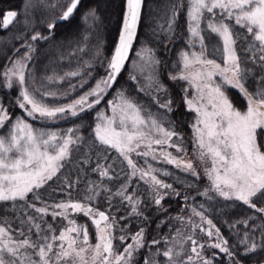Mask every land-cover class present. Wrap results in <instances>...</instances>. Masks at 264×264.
Segmentation results:
<instances>
[{
    "label": "snow or ice",
    "instance_id": "6c2138e0",
    "mask_svg": "<svg viewBox=\"0 0 264 264\" xmlns=\"http://www.w3.org/2000/svg\"><path fill=\"white\" fill-rule=\"evenodd\" d=\"M83 3L84 0H62V4L52 5L49 0H21L19 7L23 11L13 10L17 6L0 8V31L8 30L21 15L25 16L23 23L27 30L32 24L28 9L37 11L44 7H59V13L50 20L39 21L48 35L33 31L31 42L48 40L59 24H71L73 20L90 22L87 33H91L93 27L99 26V4L89 5L80 12ZM144 6L145 0H124L114 47L103 61L106 64L105 75L68 103L49 105L44 102L45 97H55L58 93L41 91L43 82L37 87L36 78L28 71V61L32 60L36 49L28 40L21 45L27 51L0 73L3 87H19L14 104L23 111V115L15 116L10 106L0 98V129H8L0 135V202H12V207L16 209L19 206L22 213L16 229L7 219L0 221V264H133L135 255L142 249L148 252L143 258L144 264H214V258L220 253L232 264H243V257L264 250V223L257 225L253 220L249 227L251 217L235 221L229 227L235 229L236 224H243L245 231L235 244H230L221 229L206 215L203 204L188 205L191 215L172 218L179 222L180 227L175 228L171 237L148 241L145 227L138 226L135 232L131 231L128 223L120 227L121 222L129 218H134L141 225L149 223L144 214L147 210L145 201L139 190L131 187L133 178L146 186L148 199L157 206L158 212H167L163 204L167 197L181 195L172 184L160 178L161 175L168 177L172 174L154 167L149 158L173 165L197 178V165H204V174L210 184L200 195L208 200L218 196L225 201L242 202L264 214V206L258 207L264 205V75L260 76L259 86L254 91L246 87L253 73L249 64L259 67L264 73V0H171L166 18L161 17L163 23L157 22L153 29L154 36L162 32L171 39L180 11L187 9L186 46L173 64L177 71L168 73V79L187 83V87L181 90V102L186 110L195 113L190 124L192 157L184 145V137L176 131L175 122L167 118L176 110V101L160 80L162 61L156 57L154 49L142 42L135 53L138 60L132 61L139 75L130 73L129 79L136 82V90L147 95L162 114L146 110L122 88L112 100L107 101L110 114L104 111L97 113L94 127L93 146L98 142L107 146L105 152L115 150L118 163L126 164L127 171L121 169L124 182L115 192L102 183L89 182L86 195L80 199H73L68 192L66 199L49 204L41 197L40 191L58 178L64 163L72 155V147L79 144L82 137L77 136V129L73 128L63 133L38 130L28 118L58 120L68 115L75 117L99 105L118 83L130 61ZM206 35L209 36L207 43ZM212 35L219 38V43H211ZM20 38L19 35L15 37ZM89 38V34H82L74 51L85 53ZM15 51L19 53L20 49ZM101 55L102 42L98 41L94 56ZM90 67V61H83L77 70L46 79L80 77L78 86L83 88L88 83L83 77L91 76ZM76 88L77 85L70 84L69 90L59 95L68 96ZM190 89H194L191 94ZM230 89L238 90L243 97L246 103L243 110L228 95ZM161 94L166 97L163 101ZM168 149H174L175 154ZM97 156L102 160L110 159L100 153ZM134 156L143 158V165ZM83 162H90L87 154ZM92 171L109 181L121 179L120 173L113 175L112 163H97ZM65 184L69 189L73 187L66 177ZM99 189L106 193L108 210L101 211L94 204L101 195ZM30 194L31 202L28 199ZM113 198H118L127 209V215L120 216L119 220L111 211ZM183 199L187 202L189 197L184 195ZM27 209H32L35 215H28ZM80 214L95 229L94 244L89 224L78 223L74 218ZM47 216H51L53 221L59 218L65 222L64 226L57 231L45 219ZM194 218H198L199 223ZM261 219L264 220V215ZM185 229L189 234H185ZM117 231L119 236L115 235ZM197 231L208 239L201 242L195 238ZM115 241H119V247ZM162 242L163 248L160 247ZM153 246H156L154 252ZM206 249L219 251L206 256ZM259 264H264V259Z\"/></svg>",
    "mask_w": 264,
    "mask_h": 264
},
{
    "label": "trees",
    "instance_id": "16d2710c",
    "mask_svg": "<svg viewBox=\"0 0 264 264\" xmlns=\"http://www.w3.org/2000/svg\"><path fill=\"white\" fill-rule=\"evenodd\" d=\"M95 3L99 4L98 15L100 16V21L98 22L99 26L93 27L91 33H87L88 23L90 22L86 23L80 20H73L71 24H59L48 40L31 42L30 35L33 31H40L42 35H48L44 25L39 23V21L43 20L47 22L51 17L59 13L60 8H50L47 20L38 16L34 19L31 18L32 24L28 26L27 30L23 23L25 16L21 15L18 17L17 21L9 27L8 30L0 31V73L4 71L6 66L11 65L12 60L16 59L22 52H25L27 48L21 47V45L25 44V41L28 40V42L33 43L36 49V51L32 53V60L28 61V71L36 78V83L42 82L45 77L52 76L55 73L58 74L57 72L73 71L75 68L78 69L83 61L91 62V67L89 69L91 76L83 77V79L88 81L83 88L78 86L81 82V78L74 77V84L77 85V88L70 96H59L55 99L48 97L45 103L49 105L68 103L72 98L86 92L99 78L105 75L106 64L103 63V61L105 57L110 56L111 50L114 47V41L118 35L122 12L124 10V0H84L80 12L85 11L86 7ZM170 3L171 0H145L142 20L139 25L138 38L134 44L133 50L130 52V61L126 64L125 69L119 77L118 83L113 89L109 90V94L106 95L105 99L99 105L95 106L93 109L81 112L75 117L68 115L58 120H32L28 118L29 122L38 130L63 133L66 132L67 129L73 128L77 129L76 135L82 137V141L72 147V155L69 160L64 163V167L61 169L60 173H58V178H54L40 191L42 199L49 204L61 199H66L68 192H71L73 199L82 198L86 195L85 189L89 182L102 183L104 186L110 188L112 192H115L120 184L124 182L121 169L123 168L124 171H127L126 164L121 165L118 163L116 159L118 154L115 150L109 149L105 152L104 150L107 146L100 145L98 142L93 146L94 127L97 121V113L101 111L108 112L109 108L107 101L112 100L114 96L117 95V91L122 88L126 90V95L137 99L146 110L154 114H162V110L158 109L147 95L136 90V82L129 79L130 73L139 75L132 61L138 60L135 53L140 49L142 42L149 48L154 49L156 57L162 61L159 68L161 73L160 80L166 86L168 93L176 101L174 105L176 110L168 114L167 118L174 121L176 131L180 132L187 142H191L192 130L190 124L193 121L195 113L186 110L181 102V90L187 87L186 83L184 81H171L168 79V73L172 72L175 74L177 71V69L173 68V64L177 61L181 49H184L186 46L188 36L186 31L187 9L184 8L180 11L177 17V28L171 39H168L162 32H157L155 36L153 35V29L157 22L163 23L161 17L166 18L165 14L167 13V8ZM57 4H62V0H57L54 3V5ZM20 5L21 0H0V8L3 9L17 6L13 8V10L23 11V9L19 7ZM77 16H79V13ZM82 34H89V47L85 53H77L74 49L77 47V42L80 40ZM18 35L21 38L15 39ZM215 38L217 37L213 35L210 37L211 43H218ZM98 41L102 42V55L96 57L94 56V52ZM208 41L209 36H207V42ZM16 49H20L19 53L15 51ZM248 67L253 68V73L249 76L246 87L249 88V91H254L255 88L259 86L258 81L260 76L264 75V73L261 72L259 67H255L252 64H249ZM63 83L65 84V82ZM65 85L63 86V90L68 91L69 87H67V84ZM18 91V86L11 89L3 87L2 76H0V98L3 99L6 106H10V111L15 116L23 115V111L18 109L14 104ZM228 95L238 108L243 110L246 107V103L238 90L230 89ZM165 98L166 97L161 94V101ZM165 126L167 127L168 125L166 124ZM5 129L6 128H3L2 134ZM97 153L107 155L110 159H98ZM86 154L90 158V162L87 164L83 162ZM135 159L139 164L143 165V158L135 157ZM149 162L152 163L154 167L166 170L172 174L168 177L161 175L160 178L172 184L181 195L167 197L163 201L167 212H158L157 206L152 205L150 199H148L146 186L143 182H138L136 178H133L131 187L137 188L142 199H144L145 206L147 207L144 214L148 217L149 223L141 225L140 222L134 218H129L128 221L121 222L120 227H123L124 223H128L131 231L135 232L138 226H143L146 228L145 237L148 241H151L153 238L159 239L163 236L171 237L174 235L175 228L179 226V222L172 218L182 215L187 209L190 210L188 205L199 206L201 204H203L206 209V215L221 229L223 235L229 239L230 244H235L245 231V226L243 224H236L235 229L230 228L229 225L233 224L235 221L251 217L253 219L249 220V227H251L253 220L257 225L264 223V220L261 219V216L264 214L257 213L242 202L225 201L222 197L218 196H215L212 200H208L207 197L200 195L199 193L204 192L208 185V180L203 174H200L199 178H197L189 173L180 171L173 165L150 160ZM97 163L105 165L112 163L114 166L113 175L120 173L121 179L109 181L107 178L100 177L98 173L92 171ZM65 177L68 181L73 183L71 189L67 188ZM188 185H192V187H188ZM99 191L101 195L97 197L94 204L98 206L101 211L108 210V201L105 199L106 193L103 192V189H99ZM184 195L189 197L187 202L183 199ZM28 199L30 202L32 201L31 194ZM112 203L113 208L111 211L115 213L117 220H119L120 216L127 215L126 207L120 204L118 198H113ZM261 206L264 205H258V207ZM26 211L28 215H35L32 209H27ZM21 215L22 213L20 212L19 206L14 209L12 207V202H0V221L7 219L12 224V228L16 229L19 227L18 218L21 217ZM74 218L78 223L89 224L90 238L91 240H95V229L91 226L90 221L82 214L76 215ZM45 219L49 223H52L57 231H59L65 223L59 218L53 221L51 216H47ZM162 221L163 223H161ZM197 232V239L201 242L208 239L204 234L199 231ZM115 235L119 236L120 232L117 231ZM256 235L258 238L259 232H257ZM118 242L119 241H117V243ZM116 245L119 247V244ZM155 247L156 246L152 247L153 252L155 251ZM160 247H164L163 242ZM240 250L243 252L242 245L240 246ZM218 251L217 249H206L205 255L211 256L212 252ZM147 254V249H142L135 255L133 264H144L143 258ZM261 259H264V250H258L257 253L243 257V264H259ZM214 264H232V262L223 253H220L214 258Z\"/></svg>",
    "mask_w": 264,
    "mask_h": 264
},
{
    "label": "rangeland",
    "instance_id": "374dc122",
    "mask_svg": "<svg viewBox=\"0 0 264 264\" xmlns=\"http://www.w3.org/2000/svg\"><path fill=\"white\" fill-rule=\"evenodd\" d=\"M57 0H49V3L50 4H52V5H54V3L56 2ZM50 8H52V7H44V8H42V9H40V10H37V11H33V9H28V16L29 17H31L32 19H34L35 17H40V18H44V20H47V18L49 17V10H50ZM12 26V25H11ZM10 26V27H11ZM213 36H215V35H213ZM217 41H218V43H219V38L217 37V38H215ZM206 42H207V35H206ZM197 48H198V46H197ZM25 51H27V49L25 50ZM23 53L24 52H22V54L21 55H23ZM75 70H77V68H75ZM66 72H69V71H66ZM65 71L63 72H57L58 74H54V75H52V76H55V77H59V76H63L64 75V73H66ZM49 77V76H48ZM47 77H45V79L42 81L43 82V87L41 88V91H54V92H57L58 93V95L57 96H55V97H52V96H49V97H52V98H57V97H59V96H62V95H59V93H63V92H65L64 90H63V86L65 85V84H67V87H69V85L70 84H74L75 83V81H74V79L75 78H70V79H64V80H58V79H54V80H52V81H48L47 79H46ZM63 82H65V84L63 83ZM186 83V82H185ZM36 85H37V87H40L41 86V82H39V83H36ZM66 86V85H65ZM186 86H187V83H186ZM66 87V88H67ZM88 91V90H87ZM192 91H194V89H190L189 90V92H190V94H191V92ZM72 92H74V91H71L70 93H69V95L68 96H70L71 94H72ZM81 94H83V93H81ZM80 94V95H81ZM79 96V95H78ZM78 96H76V97H78ZM64 97H66V96H64ZM76 97H74V98H76ZM47 98L48 97H45V99H44V102L47 100ZM74 98H72V99H74ZM70 102V101H69ZM106 113H108V114H110V109L108 110V112H106ZM2 130L3 129H0V135H4L7 131H8V129L6 128L5 130H4V133L2 134ZM192 138V137H191ZM184 145H185V147L187 148V152H188V154H189V157H192V155H193V146H192V142H187L185 139H184ZM168 151H171V152H173V154H175V150L174 149H168ZM134 159H135V156H134ZM149 160L150 161H152L150 158H149ZM155 162H161V163H164V162H162V161H155ZM164 164H166V163H164ZM197 171L199 172V176H200V174H203V176H205L206 178H207V176L204 174V165H201V164H198L197 165ZM185 173H187V172H185ZM207 180H208V178H207ZM168 183V182H167ZM209 184H210V182H209V180H208V185H207V188L209 187ZM182 215L183 216H185V217H187V216H189V215H191V211L189 210V209H187V211H184L183 213H182ZM195 220H196V222L197 223H199V219L198 218H194ZM178 227H180V224H179V226ZM198 233V232H197ZM197 233H196V237L195 238H197ZM185 234H189V230H187V229H185ZM91 242L94 244L96 241L95 240H91ZM116 244H119V242L117 243V241H116ZM185 247H190V245H186Z\"/></svg>",
    "mask_w": 264,
    "mask_h": 264
},
{
    "label": "flooded vegetation",
    "instance_id": "af4514ba",
    "mask_svg": "<svg viewBox=\"0 0 264 264\" xmlns=\"http://www.w3.org/2000/svg\"><path fill=\"white\" fill-rule=\"evenodd\" d=\"M115 243V242H114Z\"/></svg>",
    "mask_w": 264,
    "mask_h": 264
}]
</instances>
